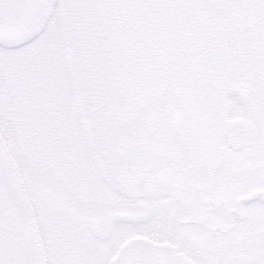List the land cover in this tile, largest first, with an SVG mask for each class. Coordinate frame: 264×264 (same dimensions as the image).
<instances>
[{
    "label": "flooded vegetation",
    "instance_id": "flooded-vegetation-1",
    "mask_svg": "<svg viewBox=\"0 0 264 264\" xmlns=\"http://www.w3.org/2000/svg\"><path fill=\"white\" fill-rule=\"evenodd\" d=\"M83 1V7L78 2L73 6L70 23L60 16L61 27L48 57L56 58L54 53L62 45L86 142L85 157L77 159L72 171L77 180L73 191L79 197L99 196L104 206L96 208L86 200L75 202L73 209L63 204L49 209L40 223L50 231L48 246L53 247L49 259L45 249L47 264H97L96 259L127 264L129 245L136 239L175 247L194 264L245 258L253 242L264 238L262 116L250 69L252 61L261 75L264 70L260 22L251 16L247 54L246 40L239 34L243 27L226 28L225 43L238 71L211 113L203 103V88L221 57L210 44L199 70L193 58L201 54L191 47L183 51L180 67L186 78L178 87L167 81L161 90L162 105L150 114L147 77L138 71L128 42L120 36L127 12ZM130 14L150 31L160 12L144 9ZM167 15L170 25L178 23L175 13ZM204 27L212 29L208 23ZM41 31L16 44L34 43ZM124 45V59L108 56L114 47L121 52ZM125 66L132 67L125 71ZM9 77L14 83L12 117H22L28 133L26 100L20 93L26 88ZM12 126L16 128L14 122ZM48 172L44 165L43 187L48 185L51 194L63 198L67 191L60 178L52 183ZM97 234L102 235L98 243ZM224 246L241 253L226 254Z\"/></svg>",
    "mask_w": 264,
    "mask_h": 264
},
{
    "label": "rangeland",
    "instance_id": "rangeland-1",
    "mask_svg": "<svg viewBox=\"0 0 264 264\" xmlns=\"http://www.w3.org/2000/svg\"><path fill=\"white\" fill-rule=\"evenodd\" d=\"M77 2L82 7L84 6L83 0H54L47 22L40 29L44 32L41 31L39 38L34 43L16 44L11 41L0 44V132L19 166L36 213L48 259L51 249H53V247L48 246L50 231L46 230L43 225L40 226V223L52 206L63 204L73 209L75 202L82 204V201L86 200L91 201L96 208L104 206L103 198H99V196L79 197L73 191L76 188L77 180L72 178V171L77 168L76 165L79 163L77 159L85 157L84 145L86 142L82 137L78 106L72 93L62 45L59 44L58 52L54 53L56 58L48 57L52 51L51 47H55L53 36L58 34L57 32L61 27L60 16L63 15L66 22L70 23L74 14L73 6ZM108 8L109 6L105 7L106 10ZM186 14L191 15L192 13L186 12ZM126 15H130V12H127ZM205 15L209 18L208 24L212 28L217 20L223 21L227 29L238 30L241 25L243 33L241 34L239 30V34L242 39L246 40L245 51L247 54L249 47L248 25L251 21L249 13L242 9L235 12L216 9L206 12ZM143 16L149 18V14H143ZM161 28L163 30V26ZM125 52V45L121 52L114 47L108 56H116L118 61L125 58ZM38 54L39 56H37ZM33 57H40V60L37 58L35 60ZM247 57L249 56L247 55ZM130 67L125 66L124 70L127 71ZM250 69L252 76L255 77L256 103L261 107L264 104V96L260 92V69L252 61L250 62ZM9 76L15 80L19 88H26L25 93L22 91L20 93L21 97L26 100L24 121L28 128H31L28 133L23 128L22 117L17 119L12 117L10 108L13 100L10 98L14 96V83ZM127 81H129V85H135L134 81ZM122 87L125 88L124 84ZM246 116L249 119L248 114ZM12 122L16 125L15 129ZM62 158L66 159L63 160ZM44 165H47L49 171L47 173L48 180L51 179V182L54 183V178H60L61 184L67 191L63 198L58 196L56 192L51 194L48 185L44 184L45 187H43L44 180L41 169ZM69 174L70 176H68ZM53 185L55 186V184ZM113 205L114 202H111L110 206ZM242 231L241 228L240 232L243 233ZM100 236L102 235L97 234L95 236V242H100ZM99 248L102 249V246ZM223 250L226 254L241 253L238 248L233 249L227 246H224ZM96 260L98 261L97 264L101 262V260ZM100 264L104 263L101 262ZM201 264H215V262Z\"/></svg>",
    "mask_w": 264,
    "mask_h": 264
},
{
    "label": "snow or ice",
    "instance_id": "snow-or-ice-1",
    "mask_svg": "<svg viewBox=\"0 0 264 264\" xmlns=\"http://www.w3.org/2000/svg\"><path fill=\"white\" fill-rule=\"evenodd\" d=\"M117 10L139 12L153 9L160 16L152 22V29L146 31L138 17L128 15L121 25L120 36L128 42L132 51L133 62L138 71L147 77V87L152 91V100L148 105L151 114L162 105V89L166 82H174L179 86L186 78L181 69L183 51L191 47L200 53L194 57L193 63L197 70L203 63L202 54L207 46L214 45L221 57L220 63L207 74L203 88V103L206 110H214L215 100L224 91L238 71L231 61V52L225 43L226 26L217 20L212 29L204 27L209 22L206 12L224 9L227 11L243 10L260 22L261 36L264 38V0H95ZM47 0H41V6H46ZM176 14L178 23H168V13ZM191 12L188 17L184 13ZM195 25V27H193ZM163 26V30L161 28ZM260 92L264 96V70L260 80ZM261 147L264 153V104L261 106ZM226 264H264V238L253 242L251 250L245 258L228 261Z\"/></svg>",
    "mask_w": 264,
    "mask_h": 264
},
{
    "label": "water",
    "instance_id": "water-1",
    "mask_svg": "<svg viewBox=\"0 0 264 264\" xmlns=\"http://www.w3.org/2000/svg\"><path fill=\"white\" fill-rule=\"evenodd\" d=\"M52 0L41 6V0H0V43L23 41L32 36L48 15ZM144 247L165 257L141 258L132 252L133 245ZM127 264H193L176 248L136 239L129 245ZM138 251V250H137ZM138 254V253H137ZM0 264H46L36 217L24 182L9 149L0 134Z\"/></svg>",
    "mask_w": 264,
    "mask_h": 264
},
{
    "label": "bare ground",
    "instance_id": "bare-ground-1",
    "mask_svg": "<svg viewBox=\"0 0 264 264\" xmlns=\"http://www.w3.org/2000/svg\"><path fill=\"white\" fill-rule=\"evenodd\" d=\"M152 243V242H151ZM153 244H155V243H153ZM136 245V243L133 245V249H131L132 250V252H134L136 255H139L141 258H143V254H144V257L146 256V257H148V259H155V261H156V259H159L160 258V262L161 263H164V262H166V261H168V260H166L165 259V257L163 256V255H160V254H158V253H156L153 249H152V247H148L147 248V246L146 247H144V242L143 241H140L138 244H137V246H135ZM156 245V244H155ZM162 245H166V246H169V247H172V246H170V245H168V244H162ZM174 248V247H173ZM43 249H44V247H43ZM138 250V251H137ZM138 253V254H137Z\"/></svg>",
    "mask_w": 264,
    "mask_h": 264
}]
</instances>
